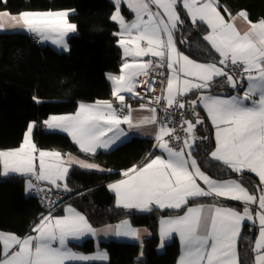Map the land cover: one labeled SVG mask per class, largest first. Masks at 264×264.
<instances>
[{
	"label": "snow or ice",
	"instance_id": "obj_1",
	"mask_svg": "<svg viewBox=\"0 0 264 264\" xmlns=\"http://www.w3.org/2000/svg\"><path fill=\"white\" fill-rule=\"evenodd\" d=\"M7 2L0 0V31H24L69 50L68 37L78 29L70 21L74 9L12 13ZM112 3L110 20L119 28L113 35L123 56L119 74H106L112 98L78 102L73 113L40 122L45 130L66 133L87 158L40 149L34 142L36 121L29 122L18 147L0 149V175L24 177L26 193L39 194L46 208L24 236L0 230V264L106 261V251L87 255L74 251L70 241L109 233L139 239L140 230L128 219L98 229L76 207L61 208L63 198L52 194L72 192L69 176L76 166L105 171L91 162L97 151L144 126H156L152 151L107 185L116 206L164 212L161 247L178 236V264H246L241 251L252 254L247 264H264V17L253 21L246 10L233 14L221 0ZM122 3L134 14L131 21L122 14ZM237 19L246 24L244 30ZM189 23L206 45L202 50L195 43L193 52L183 35ZM157 82L161 95L154 94ZM133 100L149 114L134 120ZM198 128L205 134L198 136ZM197 141L206 145L204 161L194 155ZM209 160L220 166L219 175L209 174L215 168H202ZM246 173L258 179H246ZM245 228L258 229V235L241 249Z\"/></svg>",
	"mask_w": 264,
	"mask_h": 264
},
{
	"label": "trees",
	"instance_id": "obj_2",
	"mask_svg": "<svg viewBox=\"0 0 264 264\" xmlns=\"http://www.w3.org/2000/svg\"><path fill=\"white\" fill-rule=\"evenodd\" d=\"M221 3L235 14L246 10L250 19L264 17V0H221ZM4 6L0 5V9ZM12 13L23 10H65L74 9L70 21L78 29L70 36L69 52L58 51L51 45L38 44L28 33L14 31L0 33V149L20 145L30 121L38 124L34 142L43 150H59L72 153L84 159L71 138L63 132H46L41 121L51 114H69L77 109L78 102H93L96 99H111V84L106 74H119L123 63L122 49L113 35L118 26L110 20L114 12L111 0H8ZM183 35L190 44L205 43L188 24ZM183 50V48H182ZM193 58H196L195 54ZM203 59V57H201ZM36 97L37 102L33 99ZM203 114V113H202ZM206 129H197V135H204ZM153 140L132 138L111 151H99L91 162L100 164L105 171H85L75 168L69 176L72 192L68 203L86 214L96 228L115 225L128 219L136 227L146 228L150 236L143 243H103L109 256L107 262L75 264H176L179 256L177 241L165 246L159 253L161 239L158 232L159 219L164 212H141L125 210L115 204V195L107 188L122 177V172L138 164L146 153L152 151ZM194 155L200 161L204 156L205 144L197 141ZM202 168H215L219 175L220 166L210 160ZM111 170V171H108ZM245 178L255 179L246 175ZM25 178L13 176L0 182V230L24 236L36 222L43 210L39 200L32 194L26 195ZM205 202V201H202ZM232 206L240 207L237 203ZM257 231L248 232L240 247L254 240ZM85 251L95 250L92 241L80 246ZM141 252L143 255H141ZM252 254L241 251V259L247 262Z\"/></svg>",
	"mask_w": 264,
	"mask_h": 264
},
{
	"label": "crops",
	"instance_id": "obj_3",
	"mask_svg": "<svg viewBox=\"0 0 264 264\" xmlns=\"http://www.w3.org/2000/svg\"><path fill=\"white\" fill-rule=\"evenodd\" d=\"M112 1V0H111ZM121 9H122V14L125 15L126 19L131 21L132 19H134V14L130 12V10L127 9L126 7V4H123L121 5ZM73 15V14H72ZM226 19H227V16H226ZM238 27L241 29V30H244L246 28V24L240 20V19H237L236 21ZM116 24V23H115ZM117 25V24H116ZM118 26V25H117ZM119 30V28H118ZM15 30H4L3 32H14ZM20 32H24V31H20ZM27 33V32H25ZM29 34V33H28ZM75 34V33H74ZM31 35V34H30ZM73 34H70L69 37H68V44H69V38L70 36H72ZM32 36V35H31ZM33 40L36 42V39L33 37ZM40 44L42 45H51L53 48H55L56 50L58 51H62V52H69L70 51V45H69V50H65L63 48H60L56 45H54L53 43L51 42H40ZM134 112H133V117H134V120H139L140 118H142L144 115H148L149 113L147 112V110H141L139 109L138 107H134ZM158 112V110H157ZM158 116H160V113L158 112ZM126 127V126H125ZM46 132H60L59 130H45ZM156 131V126H144L141 130H130L129 131V134L126 138H122L123 142H117L116 145H113L112 148L110 149H99L97 152L99 151H111L113 149H115L116 147L120 146L121 144L123 143H126L127 141L131 140L132 138H144V139H150V140H153L154 142V133ZM75 155V154H73ZM78 156V155H76ZM80 157V156H79ZM82 158V157H80ZM84 159V158H82ZM75 168H78L80 169L78 166L74 167L73 169ZM71 169L70 170V173L71 171L73 170ZM81 170H85V169H81ZM85 171H97V170H85ZM100 172V171H98ZM246 175L252 177L255 179V181L258 179L255 177L254 174H251V173H246ZM13 176H18V177H22L20 176L19 174H10L9 176L5 177V176H2L0 175V182L3 181V180H6V179H9ZM123 178V177H121ZM120 178V179H121ZM119 180V179H118ZM115 182V181H114ZM25 188H26V182H25ZM26 192V191H25ZM113 193V192H112ZM32 194V192H29V193H26L27 196H30ZM114 194V193H113ZM115 195V194H114ZM205 202H209V201H205ZM230 206H232V203H237L239 204L240 207H242V205L240 204V202H235V201H228L227 202ZM70 204V203H68ZM72 206H74L73 204H70ZM76 207V206H74ZM77 208V207H76ZM78 209V208H77ZM79 210V209H78ZM80 211V210H79ZM140 211V210H139ZM141 212H144V211H141ZM83 213V212H82ZM130 223L132 224V226L134 228H137L140 230V237L139 239H136V238H133V237H118V236H115L114 234L112 233H109L108 235H104V234H101L97 237H91V236H86L80 240H73V241H70V246L73 247V250L74 251H78V252H81V253H84V254H87V255H93L95 254V252L99 249V250H104L106 251L102 246L103 243H106V242H111V241H116V242H120V243H138V244H141L143 243V241L148 238L150 236V232L147 230V232L144 231V229L146 228H143V227H136L133 225V223L130 221ZM119 224V223H118ZM117 225V224H115ZM105 227V226H104ZM104 227H101V228H104ZM99 229V228H98ZM248 230V228H245ZM253 230V229H252ZM257 231V234L256 236L258 235V229H255ZM158 232H159V224H158ZM245 232V230H244ZM244 232L242 233V236L244 234ZM248 232H251L248 230ZM160 237V236H159ZM256 238V237H255ZM92 241L94 243V247H95V250H92V251H85L83 249L80 248V246H83L85 243L87 242H90ZM173 241H177L178 242V246H179V256H178V259H177V262L176 264H178V260H179V257L181 255V245H180V241H179V238L178 236H176L175 234L168 240L164 241V246L161 247V244H160V247H159V253H163L164 250H165V246L167 244H170L171 242ZM107 252V251H106ZM109 257V256H108ZM109 260V258H108ZM108 260L106 261H85V262H74L75 263H95V262H99V263H102V262H107Z\"/></svg>",
	"mask_w": 264,
	"mask_h": 264
},
{
	"label": "built area",
	"instance_id": "obj_4",
	"mask_svg": "<svg viewBox=\"0 0 264 264\" xmlns=\"http://www.w3.org/2000/svg\"><path fill=\"white\" fill-rule=\"evenodd\" d=\"M36 42L38 44H40V42H38L37 40H36ZM154 87H155V93L154 94L155 95H161L163 85H161L159 82H157ZM137 90L141 91V89H137ZM132 104H133V108L134 107H138V103L135 100L132 101ZM157 110L160 113V116H163V113L160 111V109L158 108ZM176 116H177V119H178L179 114L177 113ZM32 195L39 200V204H40L41 209L43 210L44 213H46L45 204H44V202H42L41 196L39 194L34 193V192H32ZM52 195H53V198H60V197L63 198V203L61 204V208L64 205L68 204V196H69V194H65V193H62V192H56V193H53ZM59 210L60 209H58V211Z\"/></svg>",
	"mask_w": 264,
	"mask_h": 264
},
{
	"label": "rangeland",
	"instance_id": "obj_5",
	"mask_svg": "<svg viewBox=\"0 0 264 264\" xmlns=\"http://www.w3.org/2000/svg\"><path fill=\"white\" fill-rule=\"evenodd\" d=\"M0 33H6V32L0 31ZM43 129H44V127H43ZM44 130H45V129H44Z\"/></svg>",
	"mask_w": 264,
	"mask_h": 264
}]
</instances>
